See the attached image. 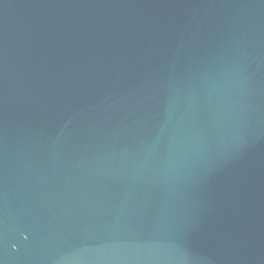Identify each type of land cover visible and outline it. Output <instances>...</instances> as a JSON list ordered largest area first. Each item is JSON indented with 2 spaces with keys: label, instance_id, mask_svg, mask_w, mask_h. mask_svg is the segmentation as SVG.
<instances>
[{
  "label": "water",
  "instance_id": "obj_1",
  "mask_svg": "<svg viewBox=\"0 0 264 264\" xmlns=\"http://www.w3.org/2000/svg\"><path fill=\"white\" fill-rule=\"evenodd\" d=\"M0 264H264V0H0Z\"/></svg>",
  "mask_w": 264,
  "mask_h": 264
}]
</instances>
